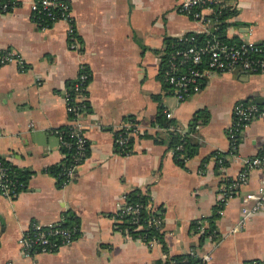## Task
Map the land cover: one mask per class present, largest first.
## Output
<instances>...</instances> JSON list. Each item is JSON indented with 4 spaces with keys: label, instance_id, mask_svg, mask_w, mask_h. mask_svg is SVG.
<instances>
[{
    "label": "crops",
    "instance_id": "1",
    "mask_svg": "<svg viewBox=\"0 0 264 264\" xmlns=\"http://www.w3.org/2000/svg\"><path fill=\"white\" fill-rule=\"evenodd\" d=\"M31 1L0 12V48L26 60L25 70L17 63L0 66V156L29 171L17 197L0 193V264H169L171 255L192 250L211 252L208 264H264V206L248 218L242 213L246 194L260 187L262 168L252 167L247 182L220 205V185L237 178L245 159L264 147V117L247 124L234 153L228 135L236 102L264 101V72L212 73L200 92L179 100L160 76L165 39L212 29L181 12L183 0H69L79 49L70 47L66 21L41 29ZM224 1L235 7L224 34L264 42V0ZM82 62L92 72L85 116L90 148L73 180L60 185L48 167L66 155L56 129L69 123L66 95ZM161 105L186 131L197 110L209 112L190 133L199 146L184 165L156 140L161 128L153 120ZM129 116L142 133L132 152L122 154L115 134ZM135 188L164 209L167 251L163 242L151 246L119 230L117 213ZM68 211L79 221V237L57 251L26 256L19 238L31 221L53 222ZM214 214L212 243L202 240L195 223L206 218L210 225Z\"/></svg>",
    "mask_w": 264,
    "mask_h": 264
},
{
    "label": "built area",
    "instance_id": "2",
    "mask_svg": "<svg viewBox=\"0 0 264 264\" xmlns=\"http://www.w3.org/2000/svg\"><path fill=\"white\" fill-rule=\"evenodd\" d=\"M225 5L224 0H183L179 4L178 9L181 12L193 15L198 20L211 24L216 29L221 22L219 14ZM16 6L15 0L0 1V12H8ZM231 8H235L234 5L231 4ZM30 9L33 19L43 30L50 28L58 21H66L68 23L67 36L70 47L79 49L80 45L76 36L77 30L73 23L72 6L69 0H32ZM177 37L180 39H195L194 35H188L187 33ZM164 53L166 54L163 50ZM205 56H207L205 61L206 66H198V64L203 62ZM166 60L167 65L164 69L165 80L172 85L174 94L179 100H186L192 94L202 90L204 84L203 77L209 76L212 73L232 72L237 69L249 72H264V47L252 39H244L241 42H229L220 38L217 34H213L202 45L191 44L185 48L169 52ZM9 63H17L21 70L26 69V60L21 53L10 48H0V66ZM186 64L188 66L185 68ZM89 77L90 68L85 62H82L74 83V90L77 93L75 99L78 104L75 103L76 101H71L69 92L66 95L67 111L69 114L73 113L68 123L70 138L65 137L62 129H56L62 146L74 149L70 163L61 172V175L64 176L63 185L73 180L79 166L87 158V152L90 148L85 128L86 109L82 106L83 102L88 100L87 88ZM165 111L168 117H173L170 110L166 109ZM263 117L264 103L245 100H239L235 103L233 106L232 122L228 128V135L231 141L230 152L234 153L237 151L241 132L247 124L252 120ZM141 133L142 126L139 122L131 119L124 120L115 134V143L121 148L120 150L127 152L125 154H129L130 151L126 150V146H129L131 139H135ZM218 161L221 164L223 158H219ZM257 166L263 170L261 184L257 191L249 192L244 197L242 205L243 217H250L264 206V147L257 156L245 159V166L237 178L220 185V205H225L236 194L241 184L247 182L251 168ZM25 187L24 182L15 176L14 170L0 156V193L15 198ZM142 206L143 204L140 203L129 204L125 198L124 203L121 204V209L133 214L132 222L137 225V229L143 228L146 225L162 229L165 212L154 205L153 198L150 196V200L146 203V207L153 214L145 223L140 221L138 215ZM219 212H223L222 208H219ZM117 220L120 222L121 218L117 216ZM208 221L206 218L198 220V230L202 234H206V241L214 243L218 237V233L216 229L212 231L209 229ZM236 228L233 227L232 231H235ZM119 230L127 236L142 240L151 246L157 241L156 237L147 239L146 235H135L128 226L124 227V229L119 228ZM80 231L79 223L73 225L65 224L64 214L60 219L48 223L33 220L23 230L19 238V244L26 256H31L38 252H53L57 251L61 246L72 244L79 237ZM192 253L195 254L197 252L192 250ZM197 255L198 261L195 264H208L212 259V254L209 251L202 252L201 254L197 253ZM259 263L258 260H251L234 264ZM169 264H175V262H169Z\"/></svg>",
    "mask_w": 264,
    "mask_h": 264
},
{
    "label": "trees",
    "instance_id": "3",
    "mask_svg": "<svg viewBox=\"0 0 264 264\" xmlns=\"http://www.w3.org/2000/svg\"><path fill=\"white\" fill-rule=\"evenodd\" d=\"M0 1H3V0H0ZM15 1H16V4L18 5L19 4L18 0H15ZM233 9L234 8H231V4L226 3V5L222 8V12L219 14V19L221 20V22L218 24V27L216 29L212 26V29L207 33H197V32H193V31L188 32L187 33L188 35H194L195 36L194 40H189V39H184V38L180 39L177 36L166 37L165 47H164V51L166 52V54L164 53L162 56L160 76L163 79V82L165 83V86L168 89H170V87L172 88V85L169 84L167 80H165L164 69L167 65L166 58H167L169 52H171L173 50H177L179 48H185L191 44L202 45L213 34H217L220 38L225 39L229 42H241L242 40H244V39L230 38L224 34V30L226 29V27L228 25L227 18L234 11ZM76 36L78 37V34H76ZM260 45L262 47H264V42L260 43ZM206 58H207V56L204 57L203 62L198 64V66L205 67L206 66V62H205ZM187 66H188V64L185 65V68ZM91 77H92V72L90 69V77H89L88 82L91 80ZM205 80H206V77H203L204 82H205ZM74 83H75V79L70 80V88L68 90V92L71 95V101L72 102L76 101L75 97L77 94L76 91L74 90ZM170 91H171V89H170ZM155 97H159V96L155 95ZM75 103H77V101ZM82 106H84L86 111L90 110V108H89L90 102L88 100L84 101ZM165 110H166L165 106L161 105L159 107L156 118L153 120V123L156 124L159 128H161L158 131V137H156V140L160 143L166 144L174 152L173 157H174L175 161L178 164L184 165L187 162V160L197 152V148L199 146V144L196 143L194 141V139H192V137L190 136V133L194 132L196 130V126L198 124L207 121V118L209 117V112L205 108L197 110L189 122L190 129H188L186 131L182 127V125L176 120L175 117H168ZM70 116H73L72 112L70 113ZM126 118L127 119H125V120H129V119L134 120L131 116L126 117ZM59 128L63 130L66 138H70V136L68 134V130H69L68 124H66L64 126H60ZM133 142H134V138L131 139L129 146H126V150L130 151V153L132 152ZM116 146L118 147L117 149H119V150L121 149V148H119L118 144H116ZM63 150L66 153L64 159L60 163H57V164H54V165H51L48 167V171L50 173L54 174L55 176H57L58 182L60 185L61 184L63 185V179H64V176L61 175V172H62L63 168L70 163V161L72 159L73 152H74V149L66 148V147H63ZM120 152L122 154L127 153L126 151H122V150H120ZM87 153H89V150ZM222 154H223V152H217V155H219L218 158H223L222 156H220ZM3 159L14 170L15 176L18 179H20L21 181H23L25 186L27 187L28 178H29V173H28L29 171L22 169V168H19L18 166L7 161L5 158H3ZM223 162H224V159H223L222 163ZM149 200H150L149 194L146 192H143L140 188L132 189L129 192H127V194H126V201L129 204H136V203L143 204V206L141 207V211L138 214L140 217V221L143 223H145V221L150 216H152V214H153L146 207V203H148ZM163 211H164V209H163ZM64 215H65V224L73 225L75 223H79V221L76 219V217H74V215L72 213H70L69 211L64 213ZM117 216H119L121 218V221L118 222L119 228L124 229V227L128 226L129 229L135 235H138V234L146 235L147 239L152 238V237H156L158 241L163 242L164 249L167 251L166 245L164 243V233L162 232L161 229H158L152 225L151 226L146 225L143 228L137 229L136 228L137 225L134 222H132L133 214L130 212H127V211H123V209H121L119 211V214H117ZM215 216L216 215L214 214L212 217H210L209 229L211 231L217 229V225H216L215 219H214V218H216ZM195 224H196V228H197L198 223H195ZM79 235H80V233H79ZM205 235L206 234L201 235L202 240H205ZM197 256H198L197 253L193 254L192 252L175 254V255H171L167 259L166 263L175 262V264H177V263L195 264L198 261Z\"/></svg>",
    "mask_w": 264,
    "mask_h": 264
},
{
    "label": "water",
    "instance_id": "4",
    "mask_svg": "<svg viewBox=\"0 0 264 264\" xmlns=\"http://www.w3.org/2000/svg\"><path fill=\"white\" fill-rule=\"evenodd\" d=\"M256 101H257V102H261V103L264 102V101H261V98H260V100H259V98H256Z\"/></svg>",
    "mask_w": 264,
    "mask_h": 264
},
{
    "label": "rangeland",
    "instance_id": "5",
    "mask_svg": "<svg viewBox=\"0 0 264 264\" xmlns=\"http://www.w3.org/2000/svg\"><path fill=\"white\" fill-rule=\"evenodd\" d=\"M174 98H176L174 95H172Z\"/></svg>",
    "mask_w": 264,
    "mask_h": 264
}]
</instances>
